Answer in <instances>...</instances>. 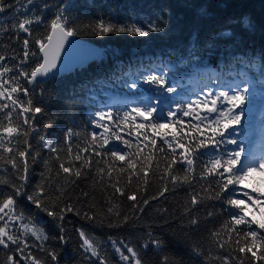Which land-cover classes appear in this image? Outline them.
<instances>
[{
	"label": "trees",
	"instance_id": "16d2710c",
	"mask_svg": "<svg viewBox=\"0 0 264 264\" xmlns=\"http://www.w3.org/2000/svg\"><path fill=\"white\" fill-rule=\"evenodd\" d=\"M5 3L11 7L0 13V25L3 28L0 30V55L9 57L4 63L13 69L23 57V40L29 39V51H36L35 40L46 38L52 19L62 7H66L71 26L80 30L77 36L99 44L104 50L101 59L44 81L28 84L25 79L18 78L20 86L29 89L33 105L43 109L42 113L36 114L37 130L30 131L33 152H38L40 158L33 163L29 155L26 190L31 193L39 184H51L54 193L55 188L61 186L66 193L62 198L64 201L72 203L78 211H88L90 214L94 213L96 217L95 220L90 221L82 215L67 213L64 220L65 230L61 233L56 227V221L20 197L17 200V211H22L26 218L31 219L48 236V240L44 242L45 247L56 253L57 260L53 261L47 251H39L36 248L32 249L33 255L41 259L43 264H98L95 258L91 260L85 258L87 254L81 248L82 240L78 234V230H83L98 247L100 255L105 257L106 264H124L110 240L116 241L117 246L123 241L132 247L137 252L141 264H163L164 257H167V264H222L225 255L233 257L231 264H238L235 257L239 256L243 257L244 264H252L250 254L232 251L234 245L230 243L225 244L223 249L218 248L216 241L213 240L212 234L221 230L230 220L229 212L233 211L232 209L222 205L218 200L209 199L210 192L203 193L205 198L202 204H197L195 207L190 204L191 196L195 192H201L203 187L214 186L213 177L200 180L197 176V180L192 185L185 183L174 187L167 177L164 180L160 178L166 165L165 161L160 159L158 152L155 153L152 165L155 167L156 160H159L160 170L155 175L149 170L147 184L143 179L138 180L135 177L131 184H128L126 174L117 177L115 172L111 180L106 173L102 174V178L98 177L97 169L104 165L97 164V160L101 159L97 157H93L92 170L89 172L85 169L79 179L71 174L62 173L59 164L65 162V166H68L67 149L63 143L67 130L71 129L74 133L80 134L79 137L72 138L73 152L76 151L77 146H84V142L90 139L92 131H100L90 123L95 111L105 105L112 107L114 113L117 111L122 113L137 104L143 107L142 97L145 90H150L148 94L152 99L158 98L160 91L156 90V86L143 83L141 74L146 75V69L151 70L153 74H160L156 65L168 63L174 66L164 69L170 84L178 82L174 84L177 88L176 92L162 93L163 98L160 100L159 108L167 111L169 106L175 109L177 103L188 99H199L205 94V89L213 88L212 83L216 79L218 85L221 82L225 84L232 82L233 77L228 76L226 70L224 74L221 73L223 64L228 63L226 57L244 56L245 59L251 58L253 62L260 64V54L264 53V0H35L32 5L18 4L17 0H5ZM45 4L48 5L47 9L43 7ZM23 7L28 8L27 14L17 11L18 8ZM201 8L204 9L203 14L199 11ZM116 10L120 13L113 21L116 23L131 22L138 15L154 17L158 13L164 14L165 19L168 20L166 34L151 33L149 37H133L127 34L100 37L88 30L89 25H95L101 18L108 19ZM25 15L43 17L42 24L31 26V37H27L23 32L12 31L13 25L25 18ZM244 18H248L251 27L244 25ZM194 29L198 31L202 49L210 38H214L211 42L215 48L199 53L200 59L189 60L187 64L180 65L182 52L170 55L169 50L176 48L182 50L188 44ZM221 32H231L232 35L220 36ZM117 50L119 55H114ZM35 62V58L29 56L28 62L21 67L24 71L30 72ZM249 78L256 87H264V83L260 82L259 69L250 73ZM136 79L140 80V86L136 89H130L125 83V81L131 83ZM215 90H225V88L217 86ZM16 96H19L20 100H25L22 93L13 94V97ZM256 118L261 121V130L264 132V117L257 115ZM9 124L12 127L18 126L16 112H13L11 121L0 117V125L9 126ZM4 135L7 136L6 133ZM41 135L55 142L60 150L59 160L56 159L55 153L41 147L39 140ZM229 138L236 139L237 145L243 146L247 135L241 138L233 134ZM5 143L13 147V144L8 143L7 140ZM233 145H223L222 149L231 152ZM161 146H163L162 142L157 138V148ZM20 148L23 150L22 137ZM202 151L211 152V150ZM14 154L15 148L13 153H6L0 149V155L4 157L0 160V169H6L0 171V180L9 181L7 184H0V192L5 195L12 192L13 183H18L16 173L7 163L8 158ZM146 155H149L147 147L144 148L141 158ZM207 159V155L200 156L197 161V174L202 166L201 162ZM75 166L79 167V162H75ZM175 171L183 175L180 165L176 166ZM58 172L60 175H57ZM253 178L259 181L260 188L264 189L263 181L259 180L257 175ZM69 179L75 182L67 184L66 180ZM117 179L119 180L117 186L125 195H120L110 186ZM165 184L168 191L161 196L160 192ZM237 191L239 193L237 198H241L240 194L245 189L243 186H238ZM133 192L136 193V201L127 199V196ZM82 193H88V196L84 197ZM144 200H148L146 205L143 203ZM134 204L137 207H133ZM109 207L113 208L112 213L107 211ZM140 208L143 211H140ZM189 208H192V211L186 215ZM116 212H119V218L115 215ZM208 212H212L213 215L209 216ZM124 216L129 217L127 223H123ZM254 216L256 219H261V214ZM193 217L199 221L196 225L190 222ZM237 227L243 228V226ZM251 227L255 229L257 226L253 224ZM149 233L152 238L161 241L159 248L151 244L147 249L141 247L149 239ZM60 235L65 237V242L60 241ZM235 238L233 234L232 239ZM227 239L226 230L220 231L216 238L219 242ZM29 243H35L34 239L29 237ZM194 250L201 255H197ZM261 253H264V249L257 252V255ZM7 255L8 250L0 249V259H6ZM125 255H128L126 251ZM218 256L221 257L220 260L216 259ZM129 264H133L131 257ZM257 264L264 262L257 261Z\"/></svg>",
	"mask_w": 264,
	"mask_h": 264
},
{
	"label": "snow or ice",
	"instance_id": "6c2138e0",
	"mask_svg": "<svg viewBox=\"0 0 264 264\" xmlns=\"http://www.w3.org/2000/svg\"><path fill=\"white\" fill-rule=\"evenodd\" d=\"M34 2L35 0H17L18 4L32 5ZM8 7L11 5L6 4L5 0H0V13H4ZM43 7L47 9L48 5L45 4ZM17 11L23 14L29 12L27 7L18 8ZM199 11L201 14L204 13L203 8ZM119 14V10H116L108 19L101 18L95 25H89L88 30L100 37L120 34L149 37L151 33L166 34L165 29L168 27V20L165 19L164 14L158 13L154 17L138 15L131 22H113ZM42 23V16L25 15V18L13 25L12 31L23 32L27 37H31V26ZM243 23L246 27H251L248 18H244ZM49 28L50 31L45 39L37 38L35 40L36 51L30 52L29 39L23 40V57L18 61L15 69L4 63L9 57L0 55V117L11 121L13 112H16L19 121L17 127H12L10 124L9 126L0 125L2 128L0 130V149L6 153H13L15 148V154L8 158L7 163L16 173V180L18 181V183L11 185L12 192L10 194L5 195L0 192V224H2L0 226V249L8 250L7 258L0 259V264H43L41 259L33 255V248L39 251H47L48 256L53 261L57 260L56 253L45 247L44 242L48 240V236L31 219L26 218L22 211H17V200L20 197L56 221V227L60 229L61 233L65 230L64 220L67 213L82 215L90 221L96 218L94 213L80 212L72 203L64 201L62 198L66 193L61 186H57L54 193L51 190V184H39L31 193L26 190L29 155H31L33 163L40 158L38 152H33L30 131L37 130L35 126L36 114L42 113L43 109L33 105L29 89L20 86L18 78L25 79L28 84H34L37 83L38 77H54L65 45L70 43V38L80 34L78 28L71 26L66 14V7L57 10ZM0 30H3L2 25H0ZM219 35L229 37L232 33L221 32ZM212 39L214 38L206 41L202 49L198 31L194 29L188 44L182 50L180 48L170 49L169 54L182 52L179 64H187L189 60L200 59L199 53L202 51L214 49L215 45L211 42ZM113 54L119 55L118 50ZM97 55H102V53L98 52ZM29 56L35 58L36 62L32 70L27 72L23 70L21 65L28 62ZM225 59L228 63L223 64L221 73L224 74L226 70V74L233 77L232 82L226 84L221 82L218 85V88L222 86L225 90H213L209 87L204 90L205 94L201 95L199 99H188L177 103L175 109L169 106L167 111L159 108V98H157L156 105L151 104V97H148L149 103L143 107L137 104L122 113L118 111L114 113L113 108L108 105L95 111L90 123L92 127L100 131H92L90 139L84 142V146H77L76 151L73 152L72 138L73 136L79 137L80 134L74 133L71 129L67 130L63 143L67 149L66 162L68 166H65V162H61L59 169L62 173L71 174V176L79 179L85 169L89 172L92 170L93 157H97L101 158L97 160V164L102 163L104 165V167H98L96 172L98 177L102 178V174L106 173L111 180L112 174L115 172L117 177L126 174L128 184H131L133 177L138 180L143 179L144 183L147 184L149 170L152 171L153 175L160 170L159 160H156L155 167L152 165L155 153L158 152L160 159H163L166 165L160 178L164 180L167 177L174 187L177 184L185 183L192 185L197 180V176L200 180L213 177L214 186L203 187L201 192H195L190 199L191 206L195 207L197 204H202L205 198L203 193L210 192L209 199L218 200L222 205L232 209L233 211L229 212L230 220L221 230L212 234L213 240L221 249L225 248V244L234 245L232 251L250 254L252 264H257V261L264 262V253L257 255V252L264 249V231H261L264 230V199H255L252 193L259 192L260 196L264 197V191L259 188H252L246 181L256 174L264 176V156L244 164L242 162V154L245 152L243 146L238 145L239 150L231 152L222 149V146L238 143L236 139L229 137L235 133V128L241 124L245 117V108L250 101L249 86L253 83V80L249 78L250 73L259 69L261 73L260 82L264 83V53L260 54V64L253 62L251 58L245 59L244 56L230 55ZM155 67L159 69L160 74H153L151 70L146 69L147 74H141L143 83L155 85L156 90L161 93L176 92L177 88L174 84L178 82L170 84L164 71L165 68L174 66L161 63ZM13 73L15 75H10ZM125 83L130 89H136L140 86L139 79L132 80L131 83L125 81ZM18 93H22L25 100H20L19 96L13 97V94ZM41 95H43V90H41ZM5 133L7 136L4 135ZM21 137L23 138V150L20 148ZM157 138L161 140L163 145L159 148H157ZM6 140L8 143H12L13 147H9L5 143ZM39 140L42 148L55 153L56 159H60V150L53 140L44 135H41ZM145 147L149 149V155L141 158ZM202 150H211V152ZM222 152L223 154H221ZM85 153L88 155H84ZM202 154L207 155L208 159L201 162L202 166L197 174V161ZM17 158H19V163H17ZM2 159L4 157L0 155V160ZM75 162H79L80 166L76 167ZM177 165L182 167L183 175L176 173ZM0 171H6V169H0ZM57 175H60V172ZM74 182L71 179L66 180L67 184ZM7 183L9 181L0 180V184ZM118 183L119 180L117 179L110 186L115 192L125 195L124 191L117 186ZM238 186H243L244 189L251 188V193L242 191L241 198H237ZM166 191L168 188L165 184L160 195L162 196ZM81 195L87 197L88 193ZM127 199L136 201V193L133 192L128 195ZM143 203L146 205L148 200H144ZM133 207H137V205L134 204ZM253 208L260 212L261 219H256L252 215L251 210ZM139 210L143 211L142 208ZM107 211L112 213L113 208L109 207ZM191 211L192 208H189L185 214L189 215ZM115 215L117 218L120 216L119 212H116ZM208 215L212 216L213 213L208 212ZM128 220V216L123 217V223H127ZM190 222L192 225H196L199 221L193 217ZM253 224L257 226L255 229L251 227ZM237 226H243V228ZM224 230L228 233V239L224 242L217 241L216 238L220 231ZM78 234L82 240L81 248L87 254L85 258L88 260L95 258L98 264H106L105 257L100 255L93 240L83 230H78ZM233 234L236 237L234 240L232 239ZM148 235L149 239L141 247L147 249L151 244L153 247L159 248L161 241L152 238L151 233ZM29 237L34 239L35 243H29ZM59 239L61 242H65L63 235H60ZM110 243L124 264H129L130 257L133 264H141L137 252L132 247L123 241L119 242V246L114 240H110ZM125 251L128 255H125ZM194 252L201 255L197 250ZM235 258L238 260V264H244L242 256ZM216 259L220 260L221 257L218 256ZM232 259L231 255H225L222 258V264H231ZM163 264H167V257L163 258Z\"/></svg>",
	"mask_w": 264,
	"mask_h": 264
},
{
	"label": "rangeland",
	"instance_id": "374dc122",
	"mask_svg": "<svg viewBox=\"0 0 264 264\" xmlns=\"http://www.w3.org/2000/svg\"><path fill=\"white\" fill-rule=\"evenodd\" d=\"M212 79V78H211ZM218 86L217 79L212 83L213 90H215ZM250 87V101L247 104L245 108V117L243 118V122L239 126L235 128V133L237 137L244 138V135H247V140L244 139L246 142L243 147L245 149L244 154H242V162L244 164H248L253 160L259 159L261 156H264V132L261 130V121L258 120L256 117L257 115H260L261 117H264V87H256L253 83L249 86ZM150 90H145L143 92V104L149 103L148 97H151L150 94H148ZM159 101L161 98H163L162 93L159 92L158 94ZM151 104L156 105L157 99L151 98ZM169 106V104H166ZM174 109V107H171ZM264 125V124H263ZM232 131L231 129L229 130ZM253 135H259V140H254ZM241 146V145H240ZM233 151H238V145L234 144L232 146ZM258 149V150H257ZM257 150V151H256ZM255 155V156H253ZM259 180L263 181L264 186V176L260 174H256ZM247 184L251 185L252 188H259L261 191H264V189L260 188V182L255 181L253 177H250L248 181H246ZM245 191H248L251 193V188L245 189ZM253 197L255 199H264V197L260 196V193H252ZM252 215H259L260 212L253 208L251 210Z\"/></svg>",
	"mask_w": 264,
	"mask_h": 264
},
{
	"label": "water",
	"instance_id": "95a60500",
	"mask_svg": "<svg viewBox=\"0 0 264 264\" xmlns=\"http://www.w3.org/2000/svg\"><path fill=\"white\" fill-rule=\"evenodd\" d=\"M98 52L102 53V55H97ZM103 56L104 50L99 44L79 36H74L70 38V43L65 45V50L61 54L55 76L86 66L92 61L101 59ZM50 78L51 76L48 78L38 77L37 81H44Z\"/></svg>",
	"mask_w": 264,
	"mask_h": 264
}]
</instances>
